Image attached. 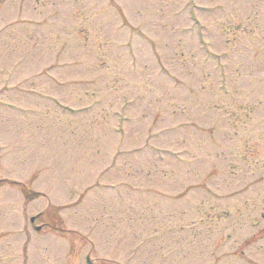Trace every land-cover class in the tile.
Here are the masks:
<instances>
[{
  "label": "rangeland",
  "instance_id": "1",
  "mask_svg": "<svg viewBox=\"0 0 264 264\" xmlns=\"http://www.w3.org/2000/svg\"><path fill=\"white\" fill-rule=\"evenodd\" d=\"M88 261L264 264V0H0V264Z\"/></svg>",
  "mask_w": 264,
  "mask_h": 264
},
{
  "label": "water",
  "instance_id": "2",
  "mask_svg": "<svg viewBox=\"0 0 264 264\" xmlns=\"http://www.w3.org/2000/svg\"><path fill=\"white\" fill-rule=\"evenodd\" d=\"M31 220H33V219H31Z\"/></svg>",
  "mask_w": 264,
  "mask_h": 264
}]
</instances>
